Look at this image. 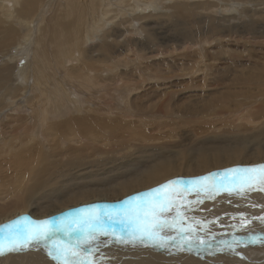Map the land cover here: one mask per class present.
<instances>
[{"label": "bare ground", "instance_id": "obj_1", "mask_svg": "<svg viewBox=\"0 0 264 264\" xmlns=\"http://www.w3.org/2000/svg\"><path fill=\"white\" fill-rule=\"evenodd\" d=\"M189 1L190 0H184V2L187 4L186 7H188ZM222 1H225V0H222ZM252 1H254V0H252ZM173 2H174V0H55V2H54L55 7H53V4H50V0H0V110L1 111L3 110L1 115H0V117L2 118V119H0V127L3 128L6 125H11L12 127L15 126V132H17L16 129H18V130H20L21 135L27 137L25 144H29V145L30 144H38L39 146H41L40 144L44 143V142L41 143V140H40L41 138L43 139L42 136H44V135L51 138L50 142L52 143V146H54V143L56 144V142H58L57 144L60 145L61 140H63V142H64V141H66V139L68 137H69L68 141L70 140V142H81L82 138L88 139L89 136H96L97 133L94 132V130L96 129L95 126H99V125L102 126V131H104L105 133H107L108 135L113 137L114 136V131L112 128L113 127L112 126L113 120L110 118V116L107 117V115L114 114V115L118 116V118L122 117V118H125L124 120H130V118L132 116V109H131L132 106L130 107V105H129L130 101H131L130 100L131 99V93L134 91V87H136L137 84H136V86H134V85H131L130 83H127V82H125V84L119 83L118 84L119 94H118L117 91L115 92L113 90L114 87L112 88L111 84L106 83L107 75L112 74L113 75L112 79L115 76L125 75L129 61L132 64L137 65L140 62L139 60H141V59L136 57L135 59H129L127 62L128 58H126V56L124 57V54L126 53V51H129V49H127L126 47H128V46L136 47L137 43L140 44L141 41H142L141 44L146 43L143 40H138V39H134V38H127L125 40L123 38V34L126 33L125 30L128 27H126L124 29V26L127 25V23L131 24L132 17H140L141 14L145 13L148 10L158 11V10L164 9L165 11H163V13H161V15L162 14L165 15V14H167V11L169 8L175 9L178 7V9L179 8H180V10L182 9L181 8L182 4H180V3H174L173 4ZM195 3H197V1ZM238 4L236 5L235 9H233V10H232V8L229 9V10H232V11H230V14L236 13L238 7L240 6ZM259 4H261V3H259ZM49 5H51L50 7H53L52 8V10H53L52 15L50 17L47 16L46 12H43L45 6H49ZM210 5H212V7L215 6L214 4H210ZM218 5H219V3L216 6H218ZM194 6H195V4H194ZM198 6H200V5H198ZM229 6L233 7V5H230V4L225 5V3L224 4L221 3V5H220V7H222V8L229 7ZM259 6L260 5H258V4L253 5V7L256 9ZM183 7H184V4H183ZM46 8H48V7H46ZM87 8H94L93 10H95V9L99 10L100 19H101L98 21L100 23H98V22L96 24H94L95 22L93 23L94 25H92V27L89 28L90 31H89V29H87L85 27L83 28V25L85 24V22L87 20V18H86L87 15L85 12ZM188 8H186V9L188 10ZM194 8H196V7H194ZM187 10H185V11H187ZM174 11H173V13H174ZM253 11H254V9L252 10V12ZM173 13H171V14H173ZM180 13L182 14L183 12H180ZM92 14H94V13H92ZM176 14H178V13H176ZM185 14H186V12H185ZM145 15H147V14L145 13ZM168 15H169V13H168ZM252 15L254 16L253 13H252ZM171 16H173V15H171ZM63 17L64 18L74 17L76 23H74V25L73 24L65 25L62 23ZM173 17H171V18H173ZM228 17H229V15L227 16V18L224 15L223 18L220 19L221 22L227 23L229 25L228 30L231 31L234 29L236 31V28H235L236 26H234V25H233V27L230 26L231 25L230 21H232V20H230ZM261 17H259L260 18L259 21H262L263 18H261ZM175 18L177 19V17H175ZM252 18H254V17H252ZM93 20H94V18H93ZM210 21H208V22H210ZM173 22H175L174 19H173ZM216 22L217 21H215V19H214V25H213L214 29L217 31H220L219 29L222 25L219 27L218 26L219 22H217L218 24ZM133 23H135V22H133ZM246 23L251 24L253 22L251 21V23H250V21H248ZM259 24H257V25H259ZM262 24H263V22H262ZM252 25H254V23ZM117 26L120 28L123 27L122 32H120L119 30L116 31ZM135 27H136V25H129L128 30H133L135 32L137 30ZM237 27L239 28V26H237ZM251 27H253V26H251ZM106 28H108L109 30L107 29L105 31ZM208 29H210V28L208 27ZM254 29L251 30V34H253L255 32L256 29L255 30ZM23 30L26 31L24 35H23ZM228 30H226L227 34L230 32V31L228 32ZM208 33H207V35H208ZM257 33H259V34L258 35L256 34V38L263 37L264 30H261L260 32L257 31ZM236 34H237V31H236ZM253 35H252V37H253ZM186 36L187 35L182 36V38L180 40H177V39L175 40V42L178 44V46L181 47V46L187 45V42H189V44H191V39H189V37H186ZM241 36H242V34H241ZM120 38H122L124 40L119 42ZM128 39L129 40L134 39V40L129 41ZM262 39H264V38H262ZM95 41L97 42V44L88 49L87 46L89 44L94 43ZM255 41L257 43L259 42V41H257V39ZM128 42H130V43H128ZM148 46L150 49L152 48V45H148ZM148 46H147V48H148ZM200 47L202 48V44L200 45ZM176 49H174V50H176ZM244 52H245V50H244ZM149 53H151V55H152V52H149ZM17 54L20 55L18 59H17V57H18ZM25 55H26V57H25ZM114 56H116V57H114ZM199 59L202 60V58H199ZM21 60H22V65L19 66L18 63ZM30 60H32V62H34L33 63L34 66L32 65V62ZM92 61L97 62V63L109 64V66H104L103 68H101V71L99 70L100 73L102 74V76L103 75L105 76V77L103 76L104 80H103L102 85L98 84L94 80V77L91 76V73L89 72L90 68L88 67L89 66L88 64H90ZM189 61H190V59H189ZM93 62H92V64H93ZM118 64H120V65H118ZM201 65H203V64L201 63ZM254 65H255V67H257L259 64H257V66H256V64H254ZM261 65H262V63L260 64V67H261ZM247 66H249V65H247ZM202 67H205V65ZM260 67H258V69ZM91 68H93V67H91ZM131 69H134V68H132V65H131ZM139 69H137V70H139ZM192 69H193V67H192ZM193 70L190 71V73L191 72L194 73ZM198 70L199 69H197V71ZM94 71H95V69H94ZM30 72H31V75H30ZM97 72L98 71L96 70L95 73H97ZM109 72H111V73H109ZM74 73H76L75 74L76 79L73 80V82H75V85L73 86V88L76 87V89H71V90L67 91L66 88L64 87V85L66 86L67 84L72 83L71 81H72V79H74V77H73ZM132 73L134 74V71H132ZM195 73H197V72H195ZM200 73H203V72L201 71ZM139 74H141V73H139ZM249 75L251 76V74H249ZM253 75H252V77H253V79H255L256 78L255 74H253ZM201 76L202 75H199V77H201ZM216 76H217V74H216ZM260 76H262V75H260ZM260 76H259V78H261ZM119 77L118 78L116 77V78L119 79ZM208 77H209V75H208ZM59 78L61 79V81L59 80ZM120 78H122V77H120ZM156 78H157L156 74L150 75V73L147 72V73H144L143 78H140V79H142L141 81H144V82H141L143 85L146 82H149L150 80H154ZM29 79H31L32 85L30 84L28 86ZM158 79L159 78H157L156 81H158ZM186 79H184V80H186ZM203 79H204V77H203ZM261 79H263V78H261ZM139 80L137 79V81H139ZM240 81H242V80H240ZM120 82H121V80H120ZM257 82H258V80H256V83H254V81H253V84L258 85L259 83L257 84ZM262 83H263V81H262ZM112 84H113V82H112ZM244 84H246V83H244ZM246 85H248V83ZM34 86H36L38 88V90L36 87L34 88ZM131 86H133V88ZM244 89L246 90V88H244ZM250 89H252V88H250ZM33 90H37V95L32 96L31 92ZM90 90H93V92H90ZM261 90L262 89H258L255 92H258ZM99 93H101V94L103 93L102 94V98H103L102 101L100 99H98L97 97H92V98L89 97L92 94L98 95ZM248 93L250 94L251 92H248ZM16 94H18L19 97L18 96H17V98L13 97ZM245 95H247V94H245ZM201 96H203V95H201ZM210 98H213V97H210ZM248 98H249L248 96L243 97V100H241L240 107H239L240 110H242V108H245V109L248 107L252 108V107H254L253 105L256 102H258V100H260V99L256 98V95L251 96V98L249 100H247ZM105 99H106V102L103 101ZM261 100H262L261 101L262 103L259 102V104H258L260 106L264 105V103H263L264 102V91H263ZM137 101L139 102V100H137ZM5 104H8L9 106H11L12 109L6 108L7 105H5ZM235 107H237V106H235ZM30 108H32V110H30ZM13 110L16 111L15 113H18V112L19 113H22V112L27 113V115H23L25 117H23V116L17 117L16 118L17 121L14 125H13V121H15L13 118L14 116L13 117H7V115H6L7 111L13 112ZM34 113L36 114V117H38V120L36 122L34 121V118H36L35 115H32ZM61 113H62V115H60ZM12 115H14V114H12ZM19 116H21V115H19ZM223 116H224V118H228L224 123L225 127H228L230 125L229 121L232 120L231 118L235 117V112L230 110V111L221 115V117H223ZM242 116H244V115H242ZM245 116H246L245 118H238L235 120H237V121L246 120L245 122L249 125L250 124L251 125H257L259 120L263 121V123H264V114H262V111L260 112V109H258V107H256L255 109L252 108V110L249 109V111L245 114ZM221 119L222 118H218L217 115H212L211 120H209V121H211L210 124H214V122H217V120L222 121ZM49 120H50V122H49ZM118 120L119 119H117V117H114V121L119 122ZM233 122L231 123L232 125H233ZM222 125H223V123H222ZM120 126H122V125H120ZM237 127L238 128L241 127L240 123L237 125ZM199 129H200V127H199ZM223 131L227 136L226 138L231 139L232 137H234V135L231 134V132H229V131L225 132V129ZM65 133H67V134L65 135ZM118 133L120 134V131ZM123 133H124V130H123ZM239 133L240 132H238V134ZM13 134H15V133H13ZM222 134H223V132L220 133L218 138L221 137ZM241 134H242V132L240 133V135ZM237 135H236V137H237ZM211 136H212V134L210 135V137ZM237 138H240V137L238 136ZM237 138L234 137L233 140L237 141L238 140ZM244 138H246V137H244ZM246 139H248V138H246ZM16 140L17 139H15L14 141H16ZM244 140H243V142H244ZM261 140H263V139H261ZM44 141H46V140H44ZM260 141H258V142H260ZM228 142H230V141H228ZM48 143L46 145H51ZM49 147L50 146H48V148ZM240 147H238V146L234 147V148L231 147L232 149H230L229 151H226L224 153L221 152L222 156H223V158H222L223 160H219L216 153H215V155H216L215 156L214 154L213 155L204 154L205 153L204 151H207V150L199 151V152H197L198 157L195 158L196 164H194V166L193 165L190 166V165L185 163V160L187 157L184 156L185 155V153H184L185 151H184V152H182V153H184V155H182L181 157H178V159H176L172 163L169 162L170 160L165 161V162H159L156 165H153L149 168L145 167L135 177H130V178L126 179V181L125 180L117 181L115 183V186H113V187H115L113 190L116 191L115 189L117 188V191H118V192L116 191L115 194L110 193V191L112 192L111 187H109L110 189L82 190L78 194H71L63 200L55 201L50 206H46V205L41 206L40 209H37V208L32 209L30 207L29 203L25 201L26 199H24L23 196L17 197V199L11 200L8 203L6 202L5 204H0V233L8 235L7 237L5 236V238H0V244H3L4 248H5V252L3 254H0V264H61V261L56 259L57 249L55 248L54 244H57V243L63 245L64 248L69 249V253L71 251L78 252L79 253L78 259L83 260V261H87L88 264H193L192 263L193 260L191 258L187 259L183 255H178V256L172 255L173 249L174 250H181L182 248L185 249L183 246H186V245H190L189 249H191L194 246V242L197 241V243H199L200 246L195 248V252L193 253V255L195 258H200L202 255V250H203V247L201 246L202 239H203V243H206L208 246H214L216 244V239H219L223 243L230 244L231 252H233V251H235L232 249L235 242L236 243L244 242L245 244L250 243V242H248L249 234H248V236L246 235L247 238L243 239V240L242 239L240 240L237 237V235H238L237 232L242 230V228H243L242 226H239V223L242 220H245V217L241 214L242 213L241 211H240V214L238 212H236L235 207L226 205L228 203V201H227L228 199L225 200L226 199L225 198L224 200L226 202L224 204H222V206H219L218 202L214 203L213 205L209 204V203L205 204V202H204V200L214 202L215 201L214 199H207L206 198V199H203V201H196L193 198L194 201L190 202V200H189L190 197H187L188 198L187 200H189V202L191 203V204L187 203L186 204L187 207H192V206H188V205H192V203H194V204L201 203L202 207H199V205H198L197 207H199V208L196 209V207H195V211H193L191 213V212H189V210L188 211L184 210L187 208L186 206H185L186 208L182 206L184 208L183 211L182 212L179 211L178 212L179 215L177 213L173 212V216L162 215L163 213L160 210H156V211H153L151 209L146 210V207L148 206V207L153 208L156 205L162 206L163 204L165 206V204H167L169 202L168 204L171 208V204L174 203V205H175L174 201H176L178 198V197L176 198V195L183 193L184 196H186L187 194H189V192L191 191L190 190V188H191L190 184L195 183V182H199L200 180H198V178L203 177L204 175H206V176L212 175V173L211 174H210V172L208 173V171L210 169H212L213 174H215V172L219 170V174H220V176H222L223 175L222 174V168L228 167V166L236 167V169H239V168L243 169V167H248V166H249V168L255 167V171L249 173V175L253 174L251 176L252 179L251 180H243V182H242L243 187H241V188L245 189L246 187H248L252 184H257L259 186H262V188L264 189V180H261L259 178L261 175L259 173L264 172V169H261L258 167V166H260L259 164H261V165L264 164L263 163L264 162V155H262V154L257 155V156L254 155L255 157L253 159L247 158V160L241 161L240 160L241 154H245L246 151ZM227 148H230V147H227ZM219 150H221V148ZM219 150L217 151L218 153H220ZM208 151H210V150H208ZM179 153H181V152H179ZM179 153H177V154H179ZM255 153H256V151H255ZM179 156H180V154H179ZM214 156L216 157V159H213ZM176 157H177V155H176ZM209 159L210 160L212 159V161H208ZM208 168H210V169L208 170ZM229 173L231 174L232 172L229 171ZM255 173L259 174V175H254ZM20 174H22V173H20ZM235 174L238 175L239 177L240 176L245 177V175H246L243 172H235ZM213 176H217V175L215 174ZM213 176H211V177H213ZM187 179L189 180V183L185 184V181L187 183ZM220 180L222 181V179H216V180L213 179V180H205V181L206 182L209 181L210 183H216ZM230 182H231V179H230ZM239 182L241 183L240 180L238 181V183ZM39 185H41L40 184V178L37 177L34 179V182H32V185L30 186L31 190L29 189V191H30L29 193L33 195L32 192L35 189H38ZM199 185H201V183ZM219 185L220 184L218 182V186ZM231 185L233 186V183ZM257 185H255V186H257ZM96 186H98V185H96ZM197 186H198V184H197ZM259 186H257V187H259ZM218 188L216 186V189H218ZM199 189H200V187H199ZM230 189H231V187H230ZM246 189H249V187ZM185 190H187V192H185ZM206 190H208V189H206ZM214 190H215V188H214ZM251 190L253 191L252 188H251ZM199 191H201V190H199ZM210 191H212V190H210ZM46 192H47V190H46ZM195 192H197V189H195ZM202 192H203V190H202ZM213 192L215 193V195H216V193H218L215 191H213ZM256 192H257V190H256ZM37 193H38V191H37ZM197 193L199 194V192H197ZM204 193H205V190H204ZM249 193H251V192L249 191ZM200 194L202 195V193H200ZM210 194H212V193H210ZM218 194H220V192ZM233 194L234 193H226L225 195L226 196L231 195V197H233L232 196ZM245 194H246V192H245ZM255 194H258V193H255ZM261 194L262 193L259 192V195H257V196H260ZM56 195H57V193H56ZM205 195H206V193H205ZM225 195H223V196L225 197ZM251 195H252V193H251ZM180 197H181V195H180ZM235 197H237V196H235ZM196 199H198V198H196ZM246 199H247V197H246ZM137 200H139V202H140V203H137V204H139V205H137L138 207L136 209L138 211L133 210V213H131V214H130V211L129 212L124 211V210L128 211L127 209H125L123 207L125 205V203H131L130 205H132ZM234 200L240 201L239 198H237V199L235 198ZM251 200H253V199H250V202H251ZM259 200H261V199H259ZM170 202H173V203L170 204ZM177 202H179V201H177ZM185 203L181 202V204H185ZM120 204H122V205L124 204V205L119 206ZM249 204L250 203H248L247 205H249ZM145 205H146V207L143 208V206H145ZM9 206H11V208H9ZM166 206H168V205H166ZM211 206H213V207H211ZM111 207H118V208L111 210ZM119 207H122V209ZM132 207H133V205H132ZM180 207H179V210L182 209V208L180 209ZM209 207H211V208H209ZM215 207H217V208H215ZM165 208H164V210H166ZM236 208H239V207H236ZM244 208L242 211H244ZM139 209H140V211H139ZM172 209L173 210L170 209L169 211L170 212L174 211V208H172ZM253 209L251 210L252 212H253ZM214 210H216V212H213ZM121 211H124L126 214H123ZM135 211H136V213H135ZM159 211L161 214L159 213ZM245 211H247V210H245ZM111 212H113V213H111ZM255 212L257 214L258 211H255ZM255 212H254V214H255ZM243 213L245 214V212H243ZM174 214H177L178 216L174 217ZM258 215L261 216L264 214L262 212V213H259ZM258 215H256V216H258ZM89 216L99 217V223L96 224L95 227H93L91 229H89L87 227V225L83 224V221L88 219ZM250 216H251V214H250ZM130 217H132V218L140 217L141 219L146 218L148 221H152L153 217H157V218H159V220L161 219L160 221L162 223L164 222L163 224H165V221H169V222L173 221V223H175L174 220L177 218V219H179L177 225L181 224L180 227L181 226H184V227L177 229L179 231V232L177 231L178 233L175 231L177 234L176 233L174 234L175 238H173L174 241H171V243H172L171 245H164L162 247V246H160L158 239L155 241L149 240L143 244L141 242H139L138 245H136L137 243H135V242L132 243L130 240L131 236L129 235V233L131 232L132 226H133L130 222V219H129ZM184 217H188V218L191 217L192 220H186L182 225V222L184 221L183 220ZM254 217L255 216H253V218ZM261 217H258V218H261ZM16 218H18V219H16ZM262 219H263V217L261 218V220ZM44 220L49 221V224L45 225V227L52 230V238L51 239H49L47 241H42L38 244L26 245L25 247H23L19 250H16V251H9L8 250L11 247L9 241L12 239V237L14 235H16V232H15L16 229L23 231L24 229H27V228L28 229L29 228H35V227H37L36 222L44 221ZM250 220H252V217ZM70 223H72V225L76 226V227H72V225ZM196 223H199L202 225L199 228H196V225H197ZM220 223L221 224H229L223 232H217L220 230V228H219V226L221 225ZM242 223H243V221L241 222V224ZM250 223H248V224H250ZM69 224L72 227L73 231L71 233H66L64 229L66 226H69ZM190 224H192L193 229L187 230V228L190 227ZM211 224H213V225L211 227H208ZM246 224H247V222L245 223V225ZM8 225H12V227L9 228V227H7ZM204 225H207V227H205ZM245 225H243V226H245ZM250 225H254V224H250ZM169 227H171V226L163 225V228H165V229L169 228ZM246 230H247V227H246ZM104 231H107V233H108L107 237H105L103 235ZM93 232L96 233V238L90 242H85L86 235L93 233ZM246 232L247 231H245V233ZM251 234H250V236H251ZM259 234H262V233H259ZM228 235L232 237L231 240H229L230 237L228 238V240H226V236L228 237ZM242 235L244 236L245 234H242ZM256 235H257V233H256ZM168 236L172 237L170 235H168ZM257 236H259V235H257ZM121 237H125V239L121 240ZM240 237H242V236H240ZM254 237H255V235H254ZM254 237H250L251 240L255 239ZM259 238H264V236L259 237ZM135 245L139 246L141 249H137ZM262 246L260 245V247H262ZM226 250L220 249L213 256L216 259H218V261H220V263H221L223 261V257L225 256L224 254H225ZM210 251H208L206 253V255H208V253ZM230 254H232V253H230ZM187 255H190V254H187ZM198 264H201V263L198 262ZM222 264H224V261Z\"/></svg>", "mask_w": 264, "mask_h": 264}, {"label": "rangeland", "instance_id": "obj_2", "mask_svg": "<svg viewBox=\"0 0 264 264\" xmlns=\"http://www.w3.org/2000/svg\"><path fill=\"white\" fill-rule=\"evenodd\" d=\"M196 1L198 4L195 3ZM54 2L55 0H50V4H53V7H55ZM185 2L184 0H174L173 4L180 3L182 4V7H181L182 9L184 8L185 10H187L186 8L189 7L188 8L189 11L188 10L185 11L184 9L180 10V8L178 9V7L175 9L169 8L167 11V14L161 15V13L165 11L164 9L158 10V11L148 10L145 12L147 15L143 13L141 14L140 17H132L131 24L127 23V25L124 26V29H125L126 27L129 28V25H136L135 28L137 29L134 32L133 30H128L127 28L125 30L126 33L123 34V38L125 40L127 38H134L138 40H143L146 43L141 44L142 42L141 41L140 44L137 43L136 47H132V46L126 47L127 49H129V51H126V53L124 54V57L126 56V58H128L127 62L129 59H135L137 57L141 59L139 60L140 61L138 63L139 65L132 64L129 61L128 62L129 66L127 65L125 75H121V76L119 75L122 78H120L119 76H115L112 79L113 75L109 74L111 72L108 73L110 76L112 75L111 77L107 75L106 83L111 84V87L115 88V89L113 88V90L115 92L117 91L118 94H119L118 92L119 83L125 84V82H127L134 86H136L137 84V86L134 87V91L131 93V99H130L131 101L129 105L130 107L132 106L131 107L132 116L130 120H124L125 118H122V117L118 118V116L114 114L107 115V117L110 116V118L113 120L112 122V126H113L112 128L114 131L113 137L108 135L104 131H102V126L99 125V126H95L96 129L94 130V132L97 133L96 136H89L88 139L82 138L81 142H70V140L68 141V138H69L68 137L66 141L64 142L63 140H61L62 144L60 143L59 145L57 144L58 142H56V144L54 143V146H52V143L50 142L51 138L44 135L42 136L43 139L42 138L40 139L41 143L43 142L44 143L40 144L41 146H39L38 144H30V145L25 144L27 137L21 135V132L18 129H16L17 132H15V126L12 127L11 125H6L3 128L0 127V204H5L6 202L8 203L11 200L17 199V197L23 196V198L26 199L25 201L29 203L32 209H36V208L40 209L41 206H45V205L50 206L53 202L63 200L71 194H78L82 190L110 189L109 187H111L112 192L110 191V193L115 194L117 191V188L115 189L116 191H114L113 189L115 187L113 186H115V183L117 181H120V180L126 181V179L130 177H135L145 167L149 168L153 165H156L159 162H165V161L170 160L169 162L172 163L173 161L178 159V157H181L182 155H184V153H185L184 156L187 157L186 158L187 161L185 160V163L190 166L192 165L194 166V164H196L195 158L198 157L197 152L202 151V150L203 151L207 150V151H204L205 152L204 154H207V155L208 154L215 155L216 153L219 160H223L222 159L223 156L221 152L224 153L232 149L231 147L234 148L237 146L238 147L241 146L240 148H243L246 151L245 154H241V157H240L241 161L247 160V158L253 159L255 157L254 155L256 156L261 155V154L264 155V148H263L264 147V144H263L264 143L263 141L264 140V135H263L264 134V123L263 121L259 120L257 125H251V124L249 125L245 122L246 120H240V121L235 120L238 118H245L246 117L245 114L249 111V109L252 110V108L255 109L256 107H258V109H260V112L262 111V114H264V110H263L264 105H261V106L258 105L259 102L262 101L261 99H262V94L264 91V77H263L264 76V69H263L264 68V63H263L264 62V55H263L264 54V43H263L264 39H262L264 38V35L263 37L256 38V34L257 35L259 34L257 33V31L260 32L261 30H264V9H263L264 0H254V1L252 0H225V1H222V0H219V1L218 0H215V1L214 0H190L188 7H186L187 4ZM218 3L219 5L216 6ZM221 3L223 4L225 3V5L230 4V5H233V7L229 6V7L222 8L220 7ZM183 4H184V7H183ZM210 4H214L215 6L212 7V5ZM237 4L240 6L238 7L236 13L230 14V11L235 9ZM254 4H258L260 6L257 7L256 9L253 7ZM198 5H200L201 7ZM50 6L51 5L45 6L43 10V12H46L48 17L52 15V11H53L52 10L53 7H50ZM192 7L193 8L196 7V8L193 9ZM231 8L232 10H229ZM93 9L94 8L86 9L85 12L87 15L86 16L87 20L85 24L83 25V28L85 27L89 29L92 27V25L96 24L99 20H101L99 10L97 9L93 10ZM253 9L254 11L252 12ZM179 11L183 12L184 14L183 13L181 14ZM175 12L178 14H176ZM252 13L254 14V16L252 15ZM171 15H173L174 17ZM224 15L226 18L229 15L228 18L232 20L230 21L231 22L230 26L232 27L233 25L236 26L235 28H236L237 34L234 29L231 31L228 30L229 25L227 23L221 22L220 19L223 18ZM175 17H177V19ZM259 17L263 18L262 21H259L260 20ZM173 19L175 20V22H173ZM214 19L215 21L219 22V25H218L219 27L222 25L219 29L220 31H217L214 29V26H213ZM248 21H250V23L252 21L255 26L252 25L253 23L247 24L246 22ZM62 23L65 25L67 24L74 25L76 21L74 17H66V18L63 17ZM237 26H239V28ZM208 27L210 29H208ZM252 28L256 29V30L254 29L255 30L254 32L255 34L253 33L254 35L251 34V30H253ZM107 29L108 28H106L105 31ZM118 30L122 32L123 27L120 28L117 26L116 31ZM226 30H228V32L230 31L231 33L229 32L227 34ZM25 32L26 31L23 30V35L25 34ZM208 32L209 33L211 32V33L209 34ZM185 35H187L186 37H189V39H191V44L187 42V45H184L181 47L178 46L175 40L176 39L180 40L182 36H185ZM255 38L257 39V41H259L258 43L255 41L256 40ZM124 39L120 38L119 42L123 41ZM134 39H130V40L128 39V40L133 41ZM96 44L97 42L95 41L94 43L89 44L87 48L89 49L92 46H95ZM201 44H202V48L200 47ZM148 45H152V48L150 49ZM172 47L174 49L176 48L177 49L174 50ZM149 52H152V55ZM17 56H18L17 57L18 59L20 55L17 54ZM199 58H202V60ZM30 61L32 62V60ZM92 62L88 64L89 65L88 67L90 68L89 72L91 73V76L94 77V80L98 84L102 85L105 76L103 75L104 76L103 77L100 71H101V68H103L104 66H109V64H103V63H97V62H93L92 64ZM260 62L262 63L261 67H260V64H261ZM33 63L34 62H32V65ZM201 63L203 65H201ZM246 64L249 66H247ZM254 64H256V66L257 64L259 65L255 67ZM18 65L19 66L22 65V60L18 63ZM131 65H132V68H134L135 70L131 69ZM204 65L205 67H202ZM192 67L194 70L192 69ZM258 67L260 68L258 69ZM94 69L95 71L97 70L98 72L95 73ZM197 69L199 70L197 71ZM192 70L194 73L192 72L190 73V71ZM200 70L203 73H200L201 72ZM132 71H134V74L132 73ZM147 72L150 73V75L156 74L157 78H159L160 80L158 79V81H156L157 80L156 78L142 85L141 82H144V81H141L142 79L140 78H143V74ZM195 72H197L198 74ZM75 74L76 73L73 74L74 79H72L71 81L72 83H69L66 86L64 85L67 91L71 89H76V87L73 88V86L75 85V82H73V80L76 79ZM249 74H251V76ZM253 74H255V77H256V78L254 77L255 79H253L252 77ZM30 75H31V72H30ZM199 75H202V76L199 77ZM259 76L263 79L259 78ZM116 77L117 78L119 77V79H117ZM137 79L138 80L140 79V80L137 81ZM260 79L263 81V83ZM59 80L61 81L60 78ZM256 80H258L257 82V84L259 83L258 85L253 84V81L254 83H256ZM244 83L246 84L248 83V85ZM30 84H31V79H29L28 81V86ZM35 87L36 86H34V88ZM131 87L133 88V86ZM244 88H246V90ZM250 88H252L253 90ZM258 89H262V90L255 92ZM37 90H33L31 92L32 96L37 95ZM90 92H93V90H90ZM248 92H251L252 94L251 93L249 94ZM102 94L101 93H99L98 95L92 94L89 97L91 98L97 97L98 99L102 101L103 99ZM255 95H256V98L260 100H258V102H256L253 105L254 107L252 108L248 107L249 109L242 108V110H240L239 107H240L241 100H243V97L248 96L249 98L247 100H249L251 96H255ZM17 96L19 97L18 94L14 95L13 97L17 98ZM210 97H213V98H210ZM137 100H139L140 103ZM103 101L106 102V99ZM5 105H7L6 108L12 109V107L9 106L8 104H5ZM30 110H32V108H30ZM230 110L235 112V117H232L231 118L232 120L229 121L230 125L228 127H225L224 123L228 118H224V116L221 117V115ZM2 111L0 110V115ZM7 112H6L7 117L14 116L13 118L15 121H13V125L16 123L17 117H22L23 115H27L26 112L15 113L16 112L15 110H13V112H9V111ZM32 115H35L36 117L35 113ZM60 115H62V113ZM212 115H217L218 118H222L221 119L222 121L217 120L218 123L214 122V124H210L211 121L209 120H211ZM114 117H117V119H119L118 120L119 122L114 121ZM0 119L2 118L0 117ZM37 120H38V117L34 118L35 122ZM232 122H233V125L231 124ZM239 123L241 126L240 128L237 127ZM224 129H225V132L226 131L231 132V134H233L235 138L239 136L241 139L237 138L239 141L238 140L234 141L233 140L234 137H232L231 139L226 138L227 136L223 131ZM123 130H124V133H123ZM119 131L121 135L118 133ZM221 132H223V134L221 137L218 138ZM238 132L240 133L242 132V134L240 135V133L238 134ZM66 134L67 133H65V135ZM211 134L212 136L210 137ZM15 139L17 140L14 141ZM242 139L244 140V142ZM47 143L51 145H46ZM48 146L50 147L48 148ZM227 147H230V148H227ZM220 148L221 150H219ZM217 149L219 150L220 153L217 152L218 151ZM208 150H210L211 152ZM177 153H179L180 156ZM215 156L213 159H216ZM208 161H212V159L211 160L209 159ZM243 168H249V166L243 167ZM209 169L210 168H208V170ZM232 169H236V167L228 166V167L222 168V174H223V175L221 174L222 176H220L219 170L215 172L217 176H213L215 174H213L212 169H210L208 173L210 172V174L212 173V175H208L207 180L222 179V181L221 180L218 181L220 185L218 186V182L216 183H210L209 181L206 182L205 180L201 179L202 177H200L198 178V180H200L199 182L190 184L191 191L189 190L190 191L189 194H187L186 196H184L183 193L176 195V198L177 197L178 198L176 201H174L175 205L173 202H170V204L173 203L171 204V208L168 204L169 202L165 204V206L163 204L162 206L156 205L153 208H151L148 206L146 207L145 205L143 206V208L146 207V210L151 209L153 211L160 210L163 213L162 215L173 216V212L177 214L179 211L182 212L184 209L183 207H185L187 203L191 204L190 202L194 200L203 201V199H206V198L214 199L215 200L214 202H210L207 200H204V202L205 204L209 203L212 205L218 202V205L222 206V204L226 202L225 200L228 199L227 200L228 203L226 205L235 207L236 212L240 214V211H241L242 212L241 214L245 217V220H242L243 221L242 224H241L242 221L241 222L239 221L240 223L238 222L239 226H242L243 228L242 230L237 232L238 233V235L236 234L237 237L240 240L241 239L243 240L247 238L246 235L248 236L249 234L250 236V234L252 233L250 237H254L255 235L254 237L255 239L251 240V238L248 236L249 238L248 242H250L251 244L250 243L245 244L244 242H239V243L235 242L232 248L233 250H235L233 252H231L230 244L223 243L219 239H216V244L214 246H208L206 243H201L203 250H202V255L200 258H195L193 255V253L195 252V248L200 246L199 243H197L196 241L194 242V246L191 249H189L190 245L183 246L185 249L182 248L181 250L173 249L172 255H175V256L183 255L187 259L191 258L194 261V262L192 261L193 264H198V262H200L201 264H222L223 261H224V264H264V238H259V237L264 236V225H263L264 215H261L263 217L262 219L263 221L261 220L262 217L258 215L259 213H262V212L264 214V193H263L264 189L262 188V186H259L257 184H252L248 186L249 189H246L248 187H246L245 189L244 188L242 189L241 187H243L242 185L243 180L241 179V177L243 176L239 177L238 175L235 174V172L231 171ZM229 171L232 173L230 174ZM259 174L255 173L254 175H259ZM252 175L253 174H251L250 176ZM205 176L206 175H204L203 177ZM37 177L40 178L41 185H39L38 189H35L32 192L33 193L32 195L29 193L30 192L29 189H30V186L32 185V182H34V179ZM230 179H231V182H230ZM239 180L241 181V183L240 182L238 183ZM188 183H189V180L187 179V183L185 181V184H188ZM200 183L201 185H199ZM232 183H233V186L231 185ZM197 184L200 187V189L197 186ZM215 185L217 186V188L218 187L219 188L216 189ZM251 188L253 189V191L251 190ZM195 189H197V192H199V194L195 192ZM204 190H205L206 195L204 193ZM213 191L218 192V193L220 192V194L216 193L217 195L216 196ZM249 191L252 193V195L251 193H249ZM258 191L262 193L260 196H257L259 195ZM185 192H187V190H185ZM200 193H202V195ZM226 193H234V194L232 195L233 197H231V195L226 196L225 195ZM255 193H258V194H255ZM223 195H225V197ZM187 197H190L189 198L190 202L189 200H187L188 199ZM195 197L198 199H196ZM235 198L236 199L239 198L240 201L234 200ZM250 199H253V200H251L250 202ZM177 201H179L180 203ZM181 202L182 203L186 202V203L181 204ZM137 203H140L139 200L135 201V203L132 204L133 207L132 205H130L131 203H125V205L123 204L124 206L120 204L119 206H123L125 209L128 210V211L126 210L124 211L125 212L130 211V214H131L133 213V210L137 209L138 207L137 205H139ZM248 203L250 204L247 205ZM198 205L199 207H202L201 203L199 204L192 203V205H188L192 207L186 206L187 208L185 207L186 209L184 210H187V211L189 210V212L192 213L193 211H195V207L196 209L199 208L197 207ZM178 206L179 207L181 206L180 209L181 208L182 209L179 210ZM163 207L164 208L166 207L165 208L166 210H164ZM236 207H239V208H236ZM242 207L243 208L245 207L246 209L244 208V211H242L243 210ZM9 208H11V206H9ZM117 208L118 207H111V210H114ZM119 208L122 209V207H119ZM169 208L171 210H173L172 208H174V211L170 212ZM252 209H253V212L251 211ZM254 210L258 211L257 214ZM124 211H121V212L123 214H126ZM213 212H216V210H214ZM243 212H245L246 215ZM177 214H174V217L179 215ZM253 216H255L256 218L255 217L253 218ZM251 217H252V220H250ZM258 217H261V218H258ZM178 220L179 219L177 218L174 220L176 224L173 223V221H170V222L165 221V224H163V225H168L171 227L166 228V229L163 228L162 235L166 237L168 235L172 236V237L168 236L169 239L165 245H171L172 244L171 241H174L173 238H175L174 234L178 231L177 229L184 227V226L180 227L181 224L177 225ZM183 220L184 221L182 222V225L186 220H192V219L191 217L189 218L184 217ZM246 222L247 224L251 222L250 224H254V225H250V224L245 225ZM70 224L72 225V223ZM196 224H197L196 228H199L202 225L199 223H196ZM212 225L213 224L209 225L208 227H211ZM228 225L229 224H221L219 226L220 230L217 232H223ZM204 226L207 227V225H204ZM72 227H76V226L72 225ZM246 227H247V230H246ZM192 229H193L192 224H190V227H188L187 230H192ZM251 230L252 231L254 230V231L252 232ZM245 231L247 232L245 233ZM256 233L259 236H257ZM259 233H262V234H259ZM242 234H245V235L243 236ZM160 235L161 233H158V237H157L158 241H159ZM5 236L7 237L8 235L0 233V238H5ZM228 238L229 240H231L232 237L228 235V237L226 236V240H228ZM130 240L132 243L134 242L137 243L136 245H138V243L140 242L138 237L135 240H133L130 237ZM260 245L261 246L263 245V246L260 247ZM136 248L141 249L139 246H136ZM220 249L222 250L227 249L224 254L225 256L223 257V261L221 263L220 261H218V259H216L213 256ZM208 251L210 252L208 253V255H206ZM229 252L232 254H230ZM187 254H190V255H187Z\"/></svg>", "mask_w": 264, "mask_h": 264}, {"label": "snow or ice", "instance_id": "obj_3", "mask_svg": "<svg viewBox=\"0 0 264 264\" xmlns=\"http://www.w3.org/2000/svg\"><path fill=\"white\" fill-rule=\"evenodd\" d=\"M261 169H264V165L258 166ZM233 172H243L245 173V177H241L242 180H251L252 177L247 175L253 171H255V167L252 168H243V169H232ZM261 180H264V172L261 173ZM202 180H207L208 177H202ZM166 187V186H165ZM158 191V190H157ZM132 226V230L129 233L131 238L135 240L137 237L140 242L143 244L146 241H155L157 240L158 233H161L159 237L160 246H164L168 241V237L162 235L163 223L157 217H153L152 221H148L146 218L141 219L140 217L129 218ZM99 223V217H91L83 221V224L87 225L89 229L95 227L96 224ZM37 227L29 228L21 232L19 229H16V235L12 237L9 241L11 247L8 249L9 251L19 250L26 245L38 244L42 241H47L52 238V230L45 227V225L49 224V221H38L36 222ZM7 227L11 228L12 225H8ZM66 233H71L73 231L71 226L65 227ZM105 237L108 236L107 231L103 232ZM96 238V233H90L86 235L85 242H90ZM125 239V237H121V240ZM203 243V240L201 241ZM56 251V259L61 261V264H88L87 261L79 260V253L76 251H71L69 253V249H66L61 244H54ZM5 252V248L3 244H0V254Z\"/></svg>", "mask_w": 264, "mask_h": 264}]
</instances>
